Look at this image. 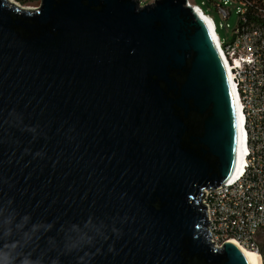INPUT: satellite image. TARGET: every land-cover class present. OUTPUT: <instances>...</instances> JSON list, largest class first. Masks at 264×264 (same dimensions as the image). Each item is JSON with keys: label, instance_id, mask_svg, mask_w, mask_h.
<instances>
[{"label": "water", "instance_id": "1", "mask_svg": "<svg viewBox=\"0 0 264 264\" xmlns=\"http://www.w3.org/2000/svg\"><path fill=\"white\" fill-rule=\"evenodd\" d=\"M239 140L187 0H0V264H248L203 205Z\"/></svg>", "mask_w": 264, "mask_h": 264}, {"label": "built area", "instance_id": "2", "mask_svg": "<svg viewBox=\"0 0 264 264\" xmlns=\"http://www.w3.org/2000/svg\"><path fill=\"white\" fill-rule=\"evenodd\" d=\"M7 1L21 7L18 0ZM187 3L212 23L233 99L242 112L245 135L238 176L228 185L204 192L208 232L218 248L236 242L261 257L258 239L264 233V0H202L200 6L191 0ZM203 7L208 8L207 13ZM233 11L239 19L231 41L224 42L211 13L217 12L227 21ZM226 28L229 26H223Z\"/></svg>", "mask_w": 264, "mask_h": 264}, {"label": "rangeland", "instance_id": "3", "mask_svg": "<svg viewBox=\"0 0 264 264\" xmlns=\"http://www.w3.org/2000/svg\"><path fill=\"white\" fill-rule=\"evenodd\" d=\"M193 3H195L196 5L200 6L201 5V1L202 0H191ZM154 0H142V6L147 5V4H151L153 3ZM40 2L33 4V5H29V6H25L24 8L26 9H35L38 7ZM23 7V6H21ZM203 11L205 13L208 12V8L203 7L202 8ZM211 17L216 25V29H217V33L220 37L221 40H224V42L229 39V42L231 41V36H232V31L235 29L237 22H238V14L236 11H233L231 17L225 21L219 14H217V12H213L211 13ZM228 25L229 28L223 29V26ZM258 244L260 247V252L261 254V258L264 260L263 255H264V234H262L259 239H258Z\"/></svg>", "mask_w": 264, "mask_h": 264}, {"label": "bare ground", "instance_id": "4", "mask_svg": "<svg viewBox=\"0 0 264 264\" xmlns=\"http://www.w3.org/2000/svg\"><path fill=\"white\" fill-rule=\"evenodd\" d=\"M30 10V9H29ZM234 107L236 111V117H237V124L239 128V147H240V154L243 156V153L245 152V135L244 131L242 128L243 124V117H242V112L240 109V106L234 101ZM233 246H235L240 253L243 255L245 260L247 261L248 264H264L262 258L255 252L250 251L248 249L243 248L242 246L238 245L236 242H230Z\"/></svg>", "mask_w": 264, "mask_h": 264}, {"label": "trees", "instance_id": "5", "mask_svg": "<svg viewBox=\"0 0 264 264\" xmlns=\"http://www.w3.org/2000/svg\"><path fill=\"white\" fill-rule=\"evenodd\" d=\"M18 1L20 5L23 7L33 5V4L40 2V0H18ZM263 258H264V255H263Z\"/></svg>", "mask_w": 264, "mask_h": 264}]
</instances>
